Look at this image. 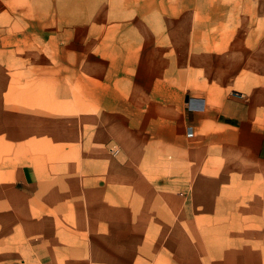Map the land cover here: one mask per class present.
I'll use <instances>...</instances> for the list:
<instances>
[{
  "label": "rangeland",
  "instance_id": "374dc122",
  "mask_svg": "<svg viewBox=\"0 0 264 264\" xmlns=\"http://www.w3.org/2000/svg\"><path fill=\"white\" fill-rule=\"evenodd\" d=\"M143 57L153 87L179 80L206 106L226 95L243 110L264 107V0H0V183H16L23 165L33 171L23 190L0 189V214L18 220L0 224V256L264 264L250 254L264 250V221L245 205L248 189H264L254 174L264 163L247 149L198 143L217 125L189 134L182 118L167 148L112 142L107 92L128 89ZM217 195L225 205L209 217L204 199Z\"/></svg>",
  "mask_w": 264,
  "mask_h": 264
},
{
  "label": "crops",
  "instance_id": "0c3cea01",
  "mask_svg": "<svg viewBox=\"0 0 264 264\" xmlns=\"http://www.w3.org/2000/svg\"><path fill=\"white\" fill-rule=\"evenodd\" d=\"M130 79L131 85L128 89L114 84L109 91L107 90L110 97L107 98L109 101L104 105L103 117L110 121L107 131L112 135V142L117 144L119 148L123 149L126 144L127 147H135L150 142L157 143L161 147L165 145V148H167L168 144L178 143L177 140L174 142L172 137L168 138V128L169 126L175 127L178 120L182 118L183 124L192 126L193 133L196 129L207 131L209 130L208 126L217 125L215 132H205L204 135H199L198 143H206L209 145L208 147L213 143L221 151L228 147H242L248 150L252 158L259 159L261 163H264V107L260 103L253 104L243 110L244 108L239 107V100H233L226 95L216 100L220 103L218 106H206L205 98L202 97L204 99L203 110L200 112H187L180 100L181 96L185 98L186 95H190L189 91L185 93L181 91L184 82L177 80L170 89L167 79L161 81L163 86H151V62L146 57H143L142 61L139 60L134 65V73L130 76ZM235 118L237 121L234 122L233 119L236 120ZM6 135H9L8 132ZM19 135L21 134L16 133L15 139H18ZM10 136L13 137V135ZM32 172L28 165H23L18 172L17 182L10 185L0 183V189L9 187V189L16 192L18 190L17 183H20L19 187L23 190L24 185H27L28 180L32 178ZM208 173L215 174L216 172L212 169ZM254 174L262 176L264 168H256ZM216 180V177L210 178V181L216 182ZM235 180L238 181L236 178ZM245 181L240 182L249 185V181L246 179ZM256 186H259L258 182ZM257 187L256 190H247L250 200L245 205L257 209L258 216L254 221L263 222L264 189H257ZM216 190H219L216 184H209L207 191ZM16 194L23 196L18 192ZM222 198L217 195L216 197L208 196L204 199L203 206L208 208L209 217L213 215L210 208L225 205L220 203ZM244 208L246 207L244 206ZM245 211L246 209H244ZM15 219V217L0 214V224L4 222L13 224L18 221ZM0 229L1 233L7 227L3 225L0 226ZM17 230L16 226L11 231H7L8 233L14 231L16 233ZM255 236L257 238L264 237V235L259 236L258 232ZM30 251L15 252V254L14 251L1 252L4 256H0V264H47L44 260L45 257L41 258L39 253L34 252V249ZM248 251L250 250L242 247L237 251V254H248ZM262 253H264V250L258 247L250 254L261 256ZM243 264H247V262Z\"/></svg>",
  "mask_w": 264,
  "mask_h": 264
},
{
  "label": "built area",
  "instance_id": "2783aa9c",
  "mask_svg": "<svg viewBox=\"0 0 264 264\" xmlns=\"http://www.w3.org/2000/svg\"><path fill=\"white\" fill-rule=\"evenodd\" d=\"M184 108L187 112H200L204 108V99L202 97L186 95L184 98ZM186 129L189 134L193 132L191 125H187ZM110 150L116 151L113 147Z\"/></svg>",
  "mask_w": 264,
  "mask_h": 264
}]
</instances>
